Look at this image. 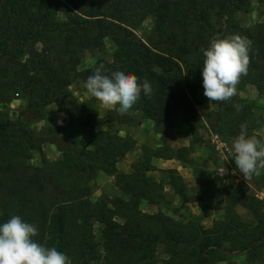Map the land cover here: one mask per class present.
Masks as SVG:
<instances>
[{
    "label": "trees",
    "instance_id": "1",
    "mask_svg": "<svg viewBox=\"0 0 264 264\" xmlns=\"http://www.w3.org/2000/svg\"><path fill=\"white\" fill-rule=\"evenodd\" d=\"M251 1L0 0V105L27 103L17 120L0 114V224L17 215L36 225V242L66 254L70 264H235L232 259L241 257L264 264V211L246 183L225 189L223 218L209 229L202 226V217L183 223L140 210L142 202L165 201L162 183L151 176L154 158L192 169L201 195L214 189V173L199 172L190 158L201 119L178 77L202 75L201 48L207 49L216 37L240 34L252 46L248 74L237 90L251 86L264 91V21L244 27L237 20L251 9ZM258 1L264 8V0ZM146 19L153 22L149 44L135 33ZM107 42L114 47L111 61L100 59L81 70L82 52L101 51ZM101 63L106 74L134 73L153 89L151 98L142 93L130 111L152 123L160 145L145 149L131 173L118 172L116 164L134 149L135 141L95 130L87 105L78 104L69 90L77 80L85 85ZM50 105L66 114L64 128L83 133L87 144L68 145L61 160L38 167L31 163L33 154L55 132H36L31 121L41 119ZM224 107L217 114L222 125L247 119L255 123L247 107L239 114L230 113L231 104ZM175 113L183 115L193 138L189 148L168 145L164 124ZM106 120L124 123L126 118L117 113ZM92 165L114 176L125 197L91 200ZM168 185L183 202L189 201L180 176L169 172ZM238 207L254 223L241 221ZM94 223L102 227L100 244Z\"/></svg>",
    "mask_w": 264,
    "mask_h": 264
},
{
    "label": "rangeland",
    "instance_id": "2",
    "mask_svg": "<svg viewBox=\"0 0 264 264\" xmlns=\"http://www.w3.org/2000/svg\"><path fill=\"white\" fill-rule=\"evenodd\" d=\"M251 9L247 13L237 15V20L244 26H252L264 21V8L258 0H252ZM139 39L149 44L153 38V22L146 19L136 30ZM114 47L107 42L101 51L82 52L81 70L93 66L98 60L111 61ZM181 87L188 91L191 101L194 103L197 116L201 119L197 125V136L193 138L183 123V115L175 113L169 118L164 129L168 139V145L173 150L179 148H189L193 141L190 158L195 162V167L199 172L214 173L215 187L209 191L208 195H201L202 189L195 179L193 170L183 166L176 160L152 159L154 171L151 176L164 187L165 201L158 204L142 202L140 210L145 214L164 213L176 221L186 223L190 217H202L201 224L205 229H209L213 222L223 218L226 193L225 189L229 186H236L246 183L250 186V195L260 204L264 211V203L259 197H264V169H260V175L250 180H244L242 174L234 161L233 141L240 134L242 124H247L249 136L256 135L264 138V91L258 92L254 87L247 86L243 90H237V95L229 101H209L204 96L203 77L187 76L184 73L178 77ZM73 98L80 105H87V113L90 114L92 125L97 131H106L117 134L120 137H129L135 141V147L126 156L118 161L116 168L120 173H131L133 167L141 160L145 149L154 150L160 145L159 135L151 122L141 118V115L133 111L120 114L115 110H107L102 107L99 101L92 102V96L87 92L83 82L77 80L69 88ZM234 103L241 107H247L252 112L251 123L249 119L241 123L236 121L233 125H222L218 122V113L227 109L225 105ZM27 103L24 100H15L8 105H0V114L5 115L10 120H17L26 111ZM223 109V110H222ZM230 113L239 114L233 106ZM222 110V111H221ZM120 116L126 118L124 123L114 120H106L108 117ZM236 116V115H235ZM211 123H209V121ZM62 121V123L60 122ZM68 123L66 114L55 105H50L44 111L41 119L31 121V128L36 132L50 133L55 132L51 142H44L40 150L33 154L32 164L43 166V162L49 164L62 159V149L71 147L75 144L80 148L85 147L87 138L83 133L69 131L64 127ZM214 128L212 127V125ZM224 167L227 172L224 174ZM93 180L91 182V195L93 201L103 198L114 199L124 198V194L115 182V177L104 173L98 166H91ZM169 172H174L181 177L188 202H183L168 185ZM197 198V199H196ZM187 199V200H188ZM201 199V200H200ZM237 214L241 221L252 224V215L244 208L238 207ZM101 225L94 223V233L96 242L102 243ZM157 258L161 261L164 256L162 249H159ZM235 264H253L246 258H234Z\"/></svg>",
    "mask_w": 264,
    "mask_h": 264
},
{
    "label": "clouds",
    "instance_id": "3",
    "mask_svg": "<svg viewBox=\"0 0 264 264\" xmlns=\"http://www.w3.org/2000/svg\"><path fill=\"white\" fill-rule=\"evenodd\" d=\"M252 41L247 36L231 34L212 39L203 53L204 96L209 101H229L237 95V85L248 74ZM87 92L103 108L126 114L141 98H151L153 89L146 79L141 84L134 73L113 71L106 74L103 63L94 68L86 82ZM237 111L239 104L233 105ZM62 123V121H60ZM234 161L244 180L259 176L264 169V138L249 136L247 124L233 141ZM227 169L224 167V174ZM38 228L14 215L0 224V264H70L69 257L55 247H46L34 239Z\"/></svg>",
    "mask_w": 264,
    "mask_h": 264
},
{
    "label": "built area",
    "instance_id": "4",
    "mask_svg": "<svg viewBox=\"0 0 264 264\" xmlns=\"http://www.w3.org/2000/svg\"><path fill=\"white\" fill-rule=\"evenodd\" d=\"M262 201H263V203H264V197L262 196V197H259Z\"/></svg>",
    "mask_w": 264,
    "mask_h": 264
}]
</instances>
